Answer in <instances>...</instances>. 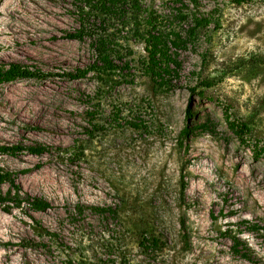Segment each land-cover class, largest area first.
<instances>
[{"label": "rangeland", "instance_id": "rangeland-1", "mask_svg": "<svg viewBox=\"0 0 264 264\" xmlns=\"http://www.w3.org/2000/svg\"><path fill=\"white\" fill-rule=\"evenodd\" d=\"M90 1L0 0V65L40 73L0 83V144L48 148L0 155V167L51 205L0 208V264H264V156L255 153L264 150V0H140V31L147 14L157 31L182 35L191 15L211 19L177 50L173 88L139 69L146 52L133 21ZM83 26L81 40L69 38ZM92 35L109 41L123 71L90 70ZM199 78L217 83L191 95ZM188 103L192 120L215 131L182 146ZM226 113L248 123L247 143ZM124 202L123 215L160 239L153 251L126 222L90 209Z\"/></svg>", "mask_w": 264, "mask_h": 264}, {"label": "trees", "instance_id": "trees-1", "mask_svg": "<svg viewBox=\"0 0 264 264\" xmlns=\"http://www.w3.org/2000/svg\"><path fill=\"white\" fill-rule=\"evenodd\" d=\"M87 1V3H86ZM90 0H85V6H89L91 9L92 5ZM95 10L105 16L106 18L116 20H130L136 26L135 36L144 43V50L146 56L141 61L139 69L142 73L147 76L158 88L167 87L173 88L177 85L174 78L180 68V62L178 60L177 50L185 47L187 40L194 37L197 31L206 29L211 23L210 18L197 17L191 15L190 25L187 27L184 35L176 31H157L153 25V19L151 15L147 14L145 23L148 29L140 31L139 20L137 19L143 11L141 9L140 0H96ZM237 2H242L237 0ZM84 6V8H85ZM83 24V23H82ZM85 26L81 30L74 34H70L69 38L81 40L86 35ZM87 30V29H86ZM92 37L91 47L94 52V63L90 66V70L98 72L102 75H113L117 72L123 71L127 65L119 66L113 61V50L110 48V43L103 37ZM85 75V73H83ZM40 76L38 71H31L20 63H9L7 67L0 65V83L10 82L17 79L25 78H37ZM217 83L214 79H198L194 86H190L189 91L195 94L198 88H211ZM191 112V105L186 107L185 120L186 123L179 132L180 144L183 146V142L187 141L197 135L203 133H213L215 131V124L210 119L203 123H197L193 120ZM225 121L228 130H230L234 136L239 140L241 144L247 143L246 135L250 132L248 123L242 120H231L229 115L225 114ZM131 126L138 128L136 124L129 123ZM48 150L46 145L35 144V145H24L21 143L17 144H0V155H16L18 152H26L28 154L40 155ZM257 156L263 155L264 150L259 149L255 152ZM3 185H7L6 191H3ZM184 187V186H182ZM22 204H25L29 210L34 212H44L50 208V203L42 198L33 197L28 193L23 192L21 186L15 179V174L12 171L5 170L0 167V208L5 212H10L15 208H20ZM127 203L121 206H90V209L101 216L107 215L119 223L126 222L124 226H129L131 233L138 231V246L145 250L153 251L159 246L160 239L149 234V231H142L139 223L135 222L132 217H125L123 215L127 210ZM83 212V208L77 207V213ZM124 216V217H123ZM35 231L39 236H52L53 233L47 231L43 227H34ZM128 229V228H126ZM137 233V234H138ZM238 243H234V248L237 249ZM84 264H88L85 262Z\"/></svg>", "mask_w": 264, "mask_h": 264}]
</instances>
